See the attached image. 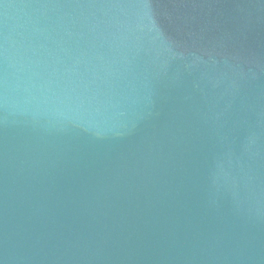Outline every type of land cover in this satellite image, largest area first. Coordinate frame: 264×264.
<instances>
[{
  "label": "water",
  "instance_id": "water-1",
  "mask_svg": "<svg viewBox=\"0 0 264 264\" xmlns=\"http://www.w3.org/2000/svg\"><path fill=\"white\" fill-rule=\"evenodd\" d=\"M0 264H264V0H0Z\"/></svg>",
  "mask_w": 264,
  "mask_h": 264
}]
</instances>
